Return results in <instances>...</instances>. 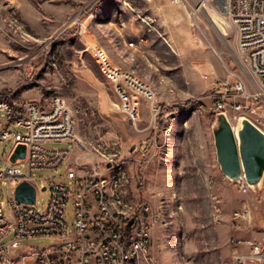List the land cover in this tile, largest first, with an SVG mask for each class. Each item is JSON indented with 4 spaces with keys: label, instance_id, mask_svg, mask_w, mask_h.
<instances>
[{
    "label": "rangeland",
    "instance_id": "374dc122",
    "mask_svg": "<svg viewBox=\"0 0 264 264\" xmlns=\"http://www.w3.org/2000/svg\"><path fill=\"white\" fill-rule=\"evenodd\" d=\"M201 1L157 0L155 21L147 15L145 0H0V103L49 108L61 96L72 110L75 137L88 144L109 142L111 152L121 157L152 139L157 127L171 124L159 155L131 166L133 184L142 185L141 198L168 207V227L154 236L158 264H234L233 240H264V178L244 193L239 184L223 186L206 171L218 166L212 96L219 83L251 77L226 13L212 2L200 9ZM115 72H126L154 91L165 108L157 127L145 97L134 93V101H124L117 94ZM170 113L175 119L168 123L163 116ZM230 121L237 126L238 119ZM10 130L26 132L15 124ZM18 139L0 145L1 170L9 166L7 157ZM45 146L69 149L73 158L79 154L74 142ZM19 166L27 173L26 163ZM65 173L63 165L31 175L39 185H46L47 178L68 184L62 180ZM213 196L221 200L219 212ZM49 199L50 189L41 190L37 209ZM1 200L12 222L5 181ZM245 210L248 219L233 220L235 212ZM67 220L72 227V204ZM53 243L49 237L17 241L18 246Z\"/></svg>",
    "mask_w": 264,
    "mask_h": 264
},
{
    "label": "built area",
    "instance_id": "2783aa9c",
    "mask_svg": "<svg viewBox=\"0 0 264 264\" xmlns=\"http://www.w3.org/2000/svg\"><path fill=\"white\" fill-rule=\"evenodd\" d=\"M212 6L224 7L229 25L236 34L237 45L244 67L250 79L237 78L234 82L219 83L212 96L210 111L220 113L228 110L232 117H245L261 129L264 124V0H207ZM115 90L124 101H134V93L145 97L153 111L155 127L162 118L164 106L158 103L154 91L126 72H115ZM157 102V103H156ZM130 106H127V109ZM133 118L137 113L132 107ZM172 118V113L167 116ZM15 124L26 132L18 135L10 130ZM167 125L158 129L152 139L135 146L127 157L112 153L110 163H95V155H85V147H94L96 152H111L99 142L88 144L75 137L73 113L67 101L61 96L53 99L49 108L38 103L27 102L19 105L0 103V145L19 136L8 155L9 166L0 169V264L24 263L11 253L21 239L52 238L54 243L34 247L23 258L27 264H126L127 259L137 258V264H158L155 252V233L163 230L159 203L151 204L139 195V188L132 174L134 163L141 164L158 156L163 148L162 136ZM49 142H74L80 156L72 157L69 149H49ZM27 146L23 162L12 164L9 159L17 144ZM26 163L27 173L20 168ZM67 167L62 180L45 179L46 185H38L32 177L33 171L57 170ZM224 178V177H223ZM226 179V178H224ZM7 182L13 221L4 214L1 200V184ZM22 182L33 184L37 196L41 188L50 189L48 204L41 210L35 204H23L16 200V188ZM122 182L134 187V199H129L128 208H119V214H110V207H119V193ZM242 192L250 189L244 178L239 183ZM217 204L221 200L215 196ZM73 205V222L67 220L68 207ZM249 210L235 212L233 220L248 219ZM134 225L133 252L122 250L123 227ZM16 230L14 241L3 243V239ZM236 248L234 264H264V240H233Z\"/></svg>",
    "mask_w": 264,
    "mask_h": 264
},
{
    "label": "water",
    "instance_id": "95a60500",
    "mask_svg": "<svg viewBox=\"0 0 264 264\" xmlns=\"http://www.w3.org/2000/svg\"><path fill=\"white\" fill-rule=\"evenodd\" d=\"M238 123L235 129L225 113L215 114L212 133L217 164L228 181L239 184L244 178L249 189L255 190L264 178V131L245 117ZM26 156L27 146L19 143L9 161L18 164ZM36 196V188L29 182H22L15 191L16 200L23 204H35Z\"/></svg>",
    "mask_w": 264,
    "mask_h": 264
},
{
    "label": "bare ground",
    "instance_id": "6f19581e",
    "mask_svg": "<svg viewBox=\"0 0 264 264\" xmlns=\"http://www.w3.org/2000/svg\"><path fill=\"white\" fill-rule=\"evenodd\" d=\"M207 0H202L199 2L200 9H205V4ZM221 11L225 12L224 7L220 4ZM207 12V11H206ZM208 16L212 20L214 24L217 23L212 19L211 14L208 12ZM219 28V26H218ZM6 102V100H5ZM221 112L225 113L229 119L231 120L232 114L228 110H221ZM174 113H172V118H168V123H171L174 118ZM239 128V123L235 126V129ZM171 124L167 125L166 133L162 136V139H167L169 133L171 132ZM99 144L103 146V148H110V143L99 141ZM85 155H98L100 159L98 161L95 160V163H110L112 160V152H96L94 147H85ZM129 199H134V187L129 184V182H122V193H119V207H110V214H119V208H128L129 207ZM212 201L214 204V208L217 212L220 211V205L217 204V200L215 196L212 197ZM159 206H161L162 215L167 218V221H163V229H166L169 224V220L167 216V204L166 202H158ZM133 237H134V225H124L123 227V241H122V250L124 254H132L133 252ZM159 262V260H158ZM27 264V263H20ZM126 264H137V258H129L127 259Z\"/></svg>",
    "mask_w": 264,
    "mask_h": 264
},
{
    "label": "crops",
    "instance_id": "0c3cea01",
    "mask_svg": "<svg viewBox=\"0 0 264 264\" xmlns=\"http://www.w3.org/2000/svg\"><path fill=\"white\" fill-rule=\"evenodd\" d=\"M145 2L148 6V11H149V13H147L148 17H153L155 19V21H157V0H145ZM79 154H77L76 156H79ZM66 169H67V167H66ZM206 171L208 172L209 176H213V178H215V181L219 182L221 185L224 186V185L231 184L230 181L223 178V175L221 174L218 166L215 168L214 167L212 168L209 166L206 169ZM35 180H36V182L38 181L37 179H35ZM37 184H38V182H37ZM41 190H42V188H41ZM36 198H37V196H36ZM11 232H14V230H12ZM5 238L3 239V243H8V242L14 241L15 236L13 239H11L10 241H7V242L4 241ZM34 247H38V246H32V245L18 246L17 242H16V245L13 248L11 255L14 258H19V259H21L22 262L26 263L27 259H24L23 256L28 251L32 250V248H34Z\"/></svg>",
    "mask_w": 264,
    "mask_h": 264
},
{
    "label": "trees",
    "instance_id": "16d2710c",
    "mask_svg": "<svg viewBox=\"0 0 264 264\" xmlns=\"http://www.w3.org/2000/svg\"><path fill=\"white\" fill-rule=\"evenodd\" d=\"M213 115H215V112H212Z\"/></svg>",
    "mask_w": 264,
    "mask_h": 264
}]
</instances>
